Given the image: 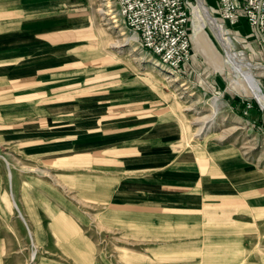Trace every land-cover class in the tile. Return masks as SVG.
<instances>
[{
	"label": "rangeland",
	"instance_id": "1",
	"mask_svg": "<svg viewBox=\"0 0 264 264\" xmlns=\"http://www.w3.org/2000/svg\"><path fill=\"white\" fill-rule=\"evenodd\" d=\"M191 1L194 56L185 66H191L189 72L198 81H185L179 70L168 78L157 58L140 46L137 34L126 26L114 0L81 2L99 31L106 62L119 61L123 75L135 77L141 91L170 104V125L160 133L174 145L164 161L188 163L196 154L227 148L249 177L264 176V105L244 83L239 84L199 1ZM207 1L218 8L217 0ZM223 27L243 59L264 65L261 45L248 31L252 29L246 20ZM115 41L119 46L110 44ZM133 44L137 50H132ZM254 74L264 91V68H254ZM208 77H213L211 90L206 88ZM215 96L221 104L213 128L186 145L199 126L195 120L213 115ZM154 149L156 154L162 151ZM179 153L183 157L174 161ZM144 174L55 167L0 140V264H264V215L183 218L131 212V205L144 204L154 192L148 186L152 181L141 177Z\"/></svg>",
	"mask_w": 264,
	"mask_h": 264
},
{
	"label": "crops",
	"instance_id": "2",
	"mask_svg": "<svg viewBox=\"0 0 264 264\" xmlns=\"http://www.w3.org/2000/svg\"><path fill=\"white\" fill-rule=\"evenodd\" d=\"M81 1L0 0L1 142L55 167L146 171L141 177L154 192L144 204L132 203L137 214L264 215V176L249 177L227 148L188 163L164 161L174 145L160 133L170 125V104L141 91L119 61L106 62ZM190 69L179 72L198 81ZM205 83L213 89V77ZM155 146L162 151L156 154Z\"/></svg>",
	"mask_w": 264,
	"mask_h": 264
},
{
	"label": "built area",
	"instance_id": "3",
	"mask_svg": "<svg viewBox=\"0 0 264 264\" xmlns=\"http://www.w3.org/2000/svg\"><path fill=\"white\" fill-rule=\"evenodd\" d=\"M217 1L215 18L230 26L246 20L264 50V0ZM114 7L158 62L177 72L191 61V0H114Z\"/></svg>",
	"mask_w": 264,
	"mask_h": 264
},
{
	"label": "bare ground",
	"instance_id": "4",
	"mask_svg": "<svg viewBox=\"0 0 264 264\" xmlns=\"http://www.w3.org/2000/svg\"><path fill=\"white\" fill-rule=\"evenodd\" d=\"M199 1V7L207 17V20L213 27L216 35L218 36L220 42L222 43L224 49L226 50L227 57L229 59V62L232 63L233 69L237 73L238 77V82L239 84L244 83L246 89L251 93V95L259 100L260 103L264 105V91L262 86L260 85L258 79L256 78L254 74V68L256 67H262L264 68V65H258V64H253L249 61H246L240 56V53L234 50L232 40L231 38L226 35L223 23L217 20L210 12V9L204 4L203 0H198ZM105 6V5H104ZM107 7H110V1L106 3ZM101 13H105L104 8H99ZM108 14V13H107ZM227 31V30H226ZM205 34L207 35L208 32L205 31ZM120 36H124L125 32L120 30L119 33ZM126 39V38H124ZM131 40V38H129ZM113 46H119V41L111 42L110 43ZM132 50H137V47L135 44L132 45ZM161 70H165L168 73V78L171 77L173 78L175 72L172 71V69L167 68L166 66L162 65L161 63ZM177 103V105H176ZM175 107H179V103L176 102ZM221 104V101L218 96L213 97L211 106L214 109L213 115L210 116H201L195 120L199 124L197 130L192 133L190 138H187L185 141L186 145H189L191 139H198V137H202L203 135H206L207 132H209L213 126H214V116L217 114V111L219 109V105ZM212 109V110H213ZM189 125V124H188ZM185 128V127H184ZM190 128V127H189ZM188 127L186 126V130ZM185 130V129H184ZM191 131V130H190ZM183 134V133H182ZM188 135V134H187ZM193 146V145H192Z\"/></svg>",
	"mask_w": 264,
	"mask_h": 264
}]
</instances>
